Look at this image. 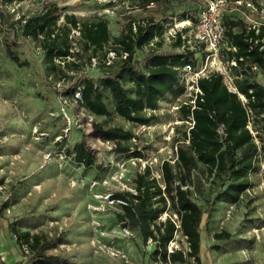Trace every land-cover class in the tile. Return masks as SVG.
<instances>
[{"label": "trees", "instance_id": "obj_1", "mask_svg": "<svg viewBox=\"0 0 264 264\" xmlns=\"http://www.w3.org/2000/svg\"><path fill=\"white\" fill-rule=\"evenodd\" d=\"M132 1L135 9L143 14L130 17L115 37L106 17L62 15L55 5L46 7L41 14L23 17L19 23L22 35L31 38L43 52L50 78L59 85L72 81V86L63 88L60 93L74 99L94 118L92 126L98 139L114 144L115 150L124 156L145 159V154L135 147V132L112 122L119 118L135 128L150 127L167 97L178 103L187 95L184 69L187 65L199 66L206 57L203 47L189 43L188 33L192 28L188 27L177 31L171 43L173 51L163 53L161 49L175 21H190L193 27L197 26L207 0ZM244 1L257 10L254 0ZM241 7L245 10H239L240 15L250 11L245 5ZM229 14L224 13V27L230 50H223L222 56L226 62L237 63L233 75L238 93L231 92L219 74L202 78L198 85L203 94L188 98L189 103L178 111L183 135L174 138L177 151L171 160L161 164V178H156L148 164L136 174L134 191L112 196V202L121 208L117 215L119 222L125 228L138 231L144 244L152 241L155 260L162 263L185 264L193 260L201 264L204 220L207 219L208 228L219 205L231 208L250 198L247 191L255 188L252 176H264V146L256 143L248 128L251 122L257 138H261L264 130V22L250 24L246 16ZM61 18L62 24L59 23ZM74 30L79 31L78 38L72 35ZM111 52L116 58L108 64ZM7 53L16 65L28 66L10 46ZM94 60L95 70H100L102 76L87 77L83 73L86 67L93 66ZM254 67L257 69L253 70ZM77 93L81 94L80 98L76 97ZM240 95L247 100L245 104ZM99 118L103 120L98 122ZM186 122L194 124L191 127ZM57 144L63 146L64 141ZM66 154L78 165L95 166L96 158L85 142L68 149ZM165 213L169 217L161 222ZM174 216L177 220H173ZM9 230L20 248L26 251L28 264H70L58 255L49 254L63 243L61 238L52 240L46 234H32L15 224L10 225ZM177 233L185 238L187 253L182 249L169 252ZM213 238L224 241L232 236L221 231Z\"/></svg>", "mask_w": 264, "mask_h": 264}, {"label": "rangeland", "instance_id": "obj_2", "mask_svg": "<svg viewBox=\"0 0 264 264\" xmlns=\"http://www.w3.org/2000/svg\"><path fill=\"white\" fill-rule=\"evenodd\" d=\"M132 2L0 0V264H28L26 251L10 234L13 224L52 240L61 238L63 243L49 254L70 264H171L156 261L154 243L144 244L138 231L123 227L117 217L121 208L112 202V196L134 191L136 174L148 164L158 178L163 161L172 159L176 152L174 138L183 135L180 114L174 109L177 103L167 97L155 113V122L146 129L116 118L112 125L133 130L135 147L146 158L118 153L95 135L94 118L74 99L60 93L70 88L72 81L59 85L50 78L43 52L31 38L22 35L19 23L23 17L41 14L55 5L62 15L106 17L115 37L130 17L143 14ZM224 2L225 14L244 17L239 10L245 9L234 0ZM253 4L257 10H246V21L260 24L264 22V0H254ZM63 22L61 18L59 23ZM188 27L192 28L188 33L192 37L196 27L190 21H175L168 33ZM171 43L166 38L161 52L173 51ZM9 46L28 66L20 67L9 59ZM95 66L86 67L83 74L102 76ZM260 136L259 143L264 146V130ZM62 140L63 146L58 145ZM80 142H85L95 156L94 167L78 165L66 154ZM251 180L255 188L250 198L231 208L219 205L208 228L204 220L201 264H264V176L253 175ZM168 217L165 213L160 221ZM221 231L229 232L232 238L216 241L213 235ZM181 249L189 251L185 238L177 233L169 252ZM185 264L198 263L188 260Z\"/></svg>", "mask_w": 264, "mask_h": 264}, {"label": "built area", "instance_id": "obj_3", "mask_svg": "<svg viewBox=\"0 0 264 264\" xmlns=\"http://www.w3.org/2000/svg\"><path fill=\"white\" fill-rule=\"evenodd\" d=\"M240 6H246L250 11H256L254 6L250 2H246L244 0H239L236 2ZM151 7H154L152 4ZM225 2L224 0H207V7L200 14L199 22L196 26V30H194L193 36H189L191 41L189 43L195 42L198 47H203V52L206 54L205 59L200 62L198 67H193L192 65H187L184 69L185 72V82L187 87V95L182 99H179L178 103L174 106L175 111H179L182 105H187V99L190 97H197L198 95H202V91L199 88V81L202 78H208L211 74H219L223 76L224 83L228 87L231 92L238 93L237 88L234 84L235 76L233 75V68L237 67V63L232 60L231 62H226L223 60L222 52L227 48L228 44L225 36V27H224V13H225ZM242 14L247 17L246 13ZM255 28V27H254ZM177 31L173 30V33L170 32L166 34V38L172 42L173 38L176 37ZM74 38H78L80 33L78 30H74L73 34ZM185 38V36H183ZM194 48V47H193ZM126 58V55L123 56ZM115 53H110L108 56V64H111L115 59ZM69 60H71L69 58ZM64 65V63H62ZM94 64L96 62L94 60ZM257 68L254 67L253 70ZM77 98L81 97L80 93L76 94ZM240 98L244 102L247 100L240 95ZM194 103V101H191ZM181 125L183 122H180ZM189 126H193L194 123L186 122ZM142 129H146V126L139 127ZM249 130L255 137V141L258 145L259 138H257V132L253 131L252 123L250 122L248 125ZM136 142L137 140L134 139ZM105 145L109 147H114V144L110 142H104ZM177 151V148H176ZM262 170L264 171V164L262 165ZM161 176L158 175V179ZM254 190H248L247 195L252 196ZM180 223L177 224L178 228ZM171 252H174L171 250Z\"/></svg>", "mask_w": 264, "mask_h": 264}]
</instances>
